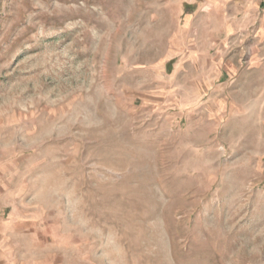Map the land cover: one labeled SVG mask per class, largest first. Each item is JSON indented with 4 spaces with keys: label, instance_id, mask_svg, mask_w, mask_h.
<instances>
[{
    "label": "rangeland",
    "instance_id": "obj_1",
    "mask_svg": "<svg viewBox=\"0 0 264 264\" xmlns=\"http://www.w3.org/2000/svg\"><path fill=\"white\" fill-rule=\"evenodd\" d=\"M0 264H264V11L0 0Z\"/></svg>",
    "mask_w": 264,
    "mask_h": 264
},
{
    "label": "crops",
    "instance_id": "obj_2",
    "mask_svg": "<svg viewBox=\"0 0 264 264\" xmlns=\"http://www.w3.org/2000/svg\"><path fill=\"white\" fill-rule=\"evenodd\" d=\"M260 10L264 11V0H234V11L237 13H239V12L251 13V18H252L255 15V13L259 12ZM256 19H257V16H256ZM252 66L253 67L249 68L248 72H245V73L249 74V76H250V77H248L249 79L251 78V76H254V80H253L254 83H252L253 81H251V80H250L251 81L250 82V81H247V79H245V81L242 85H243V87H246L247 85L252 84V85H254L255 89L257 90V87L261 85L262 78H259V80H258V79H256L255 76H257V73H256L257 70L258 71L260 70L261 64L256 62Z\"/></svg>",
    "mask_w": 264,
    "mask_h": 264
}]
</instances>
